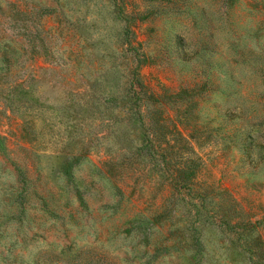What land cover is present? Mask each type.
Segmentation results:
<instances>
[{"label": "rangeland", "instance_id": "1", "mask_svg": "<svg viewBox=\"0 0 264 264\" xmlns=\"http://www.w3.org/2000/svg\"><path fill=\"white\" fill-rule=\"evenodd\" d=\"M0 264H264V0H0Z\"/></svg>", "mask_w": 264, "mask_h": 264}]
</instances>
